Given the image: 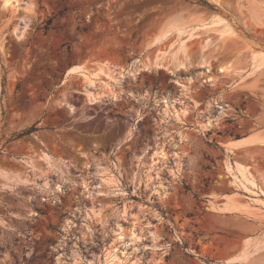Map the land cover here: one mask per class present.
<instances>
[{
  "label": "rangeland",
  "instance_id": "rangeland-1",
  "mask_svg": "<svg viewBox=\"0 0 264 264\" xmlns=\"http://www.w3.org/2000/svg\"><path fill=\"white\" fill-rule=\"evenodd\" d=\"M4 2L0 264H264V0Z\"/></svg>",
  "mask_w": 264,
  "mask_h": 264
},
{
  "label": "trees",
  "instance_id": "trees-1",
  "mask_svg": "<svg viewBox=\"0 0 264 264\" xmlns=\"http://www.w3.org/2000/svg\"><path fill=\"white\" fill-rule=\"evenodd\" d=\"M35 130H37V127L35 126V124H33L29 128L23 130L19 135H21V134H29V133H32Z\"/></svg>",
  "mask_w": 264,
  "mask_h": 264
},
{
  "label": "bare ground",
  "instance_id": "bare-ground-1",
  "mask_svg": "<svg viewBox=\"0 0 264 264\" xmlns=\"http://www.w3.org/2000/svg\"><path fill=\"white\" fill-rule=\"evenodd\" d=\"M13 0H5V2L4 3H6V4H10L11 2H12ZM180 47H181V45H180ZM160 62H158V60H155L154 62H153V64L155 65V66H160V64H159ZM163 151L162 150H160L158 153L159 154H161ZM134 233H132V235H133ZM122 237V235H120L119 236V238H121Z\"/></svg>",
  "mask_w": 264,
  "mask_h": 264
}]
</instances>
